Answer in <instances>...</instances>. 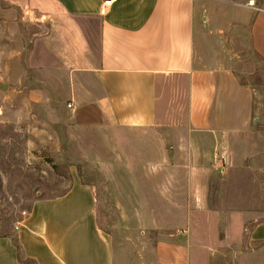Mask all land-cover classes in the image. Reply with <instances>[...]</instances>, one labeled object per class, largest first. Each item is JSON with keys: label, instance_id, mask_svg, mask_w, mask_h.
Returning <instances> with one entry per match:
<instances>
[{"label": "crops", "instance_id": "0c3cea01", "mask_svg": "<svg viewBox=\"0 0 264 264\" xmlns=\"http://www.w3.org/2000/svg\"><path fill=\"white\" fill-rule=\"evenodd\" d=\"M107 1L112 4L102 13ZM202 1L18 3L37 16L36 25L46 32L29 57L30 64L39 65L34 72L45 92L38 93L52 95L54 110L71 126L100 131L115 146L114 138L121 139L125 132H151L160 126L159 87L164 80L186 82L185 130L175 139L172 152L166 148L164 156H159L161 152L152 156L155 164H162L147 174L151 189L159 190L163 182L161 191L172 202L167 203L168 222L158 218V209L151 213L155 230L188 228L189 209L214 202L217 166L221 164L224 173L239 153L253 160L252 168L264 172V123L254 117L253 90L225 66L196 65V6ZM221 1L248 10L243 23L249 28L250 45L264 59V0ZM130 174L120 171V176ZM71 175L66 195L36 201L8 234L17 236L24 257L36 264H117L118 256L121 264L122 250H116L98 223L96 187L75 178L72 170ZM122 182L127 188L132 185L128 178ZM135 184L148 190L144 182ZM180 238L158 242L151 264H200L192 237ZM249 241L256 247L241 264H264V222L252 228ZM0 264H23L10 236H0Z\"/></svg>", "mask_w": 264, "mask_h": 264}, {"label": "rangeland", "instance_id": "374dc122", "mask_svg": "<svg viewBox=\"0 0 264 264\" xmlns=\"http://www.w3.org/2000/svg\"><path fill=\"white\" fill-rule=\"evenodd\" d=\"M19 2L0 0V225L6 224L9 232L36 201L69 192L72 170L75 178L96 187L98 223L110 234L116 250H122L121 264H151L158 242L181 241L183 234L192 237L200 250V264H241L256 247L249 241L250 231L264 222V172L252 168L253 160L239 153L224 173L221 164L217 166L214 202L189 209L188 228L155 230L151 213L158 209V218L168 222L169 200L167 192L161 191L163 182L154 191L147 174L162 164H155L152 156L160 152L164 156L166 148L172 152L175 139L185 130L186 82L164 80L159 87L160 126L151 132H125L122 144L115 137L114 146L95 129L71 126L66 116L54 110L52 95L38 93L45 92L34 72L39 65L30 64L29 57L46 32L36 25L37 16ZM247 18L243 7L221 0L198 2L196 65L225 66L255 88L254 117L264 123V63L254 57L249 28L243 23ZM120 171L131 174L120 176ZM126 178L132 183L128 188L121 183ZM136 180L148 190L140 189ZM229 215L236 218L224 219Z\"/></svg>", "mask_w": 264, "mask_h": 264}, {"label": "trees", "instance_id": "16d2710c", "mask_svg": "<svg viewBox=\"0 0 264 264\" xmlns=\"http://www.w3.org/2000/svg\"><path fill=\"white\" fill-rule=\"evenodd\" d=\"M253 54H254V57L255 59L260 62V63H264V59L262 57H260L257 53H255L253 51ZM243 85H248L250 86L249 84H247L246 82H243V81H240ZM250 88L253 90L254 92V89L252 86H250ZM68 192L64 193V195H66ZM63 195V196H64ZM39 200H45V199H39ZM7 225L6 224H3V225H0V236H10V238L12 239V242L14 244V246L16 247L17 249V252H18V258L19 260L23 263V264H36L33 260H30L26 257H24V253H23V250H22V247L21 245L19 244V241H18V238L16 235H10L8 234V230H7Z\"/></svg>", "mask_w": 264, "mask_h": 264}, {"label": "built area", "instance_id": "2783aa9c", "mask_svg": "<svg viewBox=\"0 0 264 264\" xmlns=\"http://www.w3.org/2000/svg\"><path fill=\"white\" fill-rule=\"evenodd\" d=\"M112 4V1H107L104 3V7L102 8V13H104L105 9ZM68 108H71V105H68Z\"/></svg>", "mask_w": 264, "mask_h": 264}, {"label": "water", "instance_id": "95a60500", "mask_svg": "<svg viewBox=\"0 0 264 264\" xmlns=\"http://www.w3.org/2000/svg\"><path fill=\"white\" fill-rule=\"evenodd\" d=\"M259 119H256V121H258Z\"/></svg>", "mask_w": 264, "mask_h": 264}]
</instances>
